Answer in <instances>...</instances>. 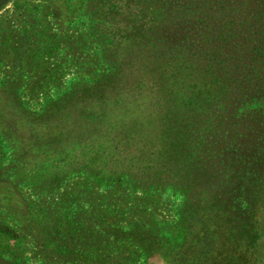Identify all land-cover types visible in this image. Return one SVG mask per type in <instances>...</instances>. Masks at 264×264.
<instances>
[{
    "label": "trees",
    "instance_id": "obj_1",
    "mask_svg": "<svg viewBox=\"0 0 264 264\" xmlns=\"http://www.w3.org/2000/svg\"><path fill=\"white\" fill-rule=\"evenodd\" d=\"M211 3L82 0L83 40L97 48L103 69L44 98L37 111L9 105L19 115L0 121V135L7 129L12 152H21L13 178L23 184L43 189L82 174L99 186L123 181L142 194H178L173 224L114 229L145 256L264 264V95L250 96L247 80L264 45L253 39L260 55L230 56L247 42L231 24L215 37L199 27ZM9 83L0 85L15 98ZM39 170L47 175L38 181ZM0 235L13 236L8 227Z\"/></svg>",
    "mask_w": 264,
    "mask_h": 264
},
{
    "label": "rangeland",
    "instance_id": "obj_2",
    "mask_svg": "<svg viewBox=\"0 0 264 264\" xmlns=\"http://www.w3.org/2000/svg\"><path fill=\"white\" fill-rule=\"evenodd\" d=\"M18 2H26V12L14 11L6 14L4 24L0 21V82L10 80L12 88L9 89L15 96L11 97L8 89L0 85L2 125L11 113L19 115L9 105L17 106L18 101L28 110L37 111L44 98L62 91L73 81L90 80L103 69L96 55L97 48L83 40L86 13H83L82 0ZM206 12L208 18L199 27L213 30L215 37L219 29L226 35L225 29L231 24L233 32L246 40L247 45H237L230 56L260 55L252 40H258L257 48L263 47L264 0H212ZM22 32L30 39H25ZM245 47L251 50L250 54L242 55ZM247 80L250 96L264 95V60H253ZM236 83L233 80L232 87ZM237 95L236 103L246 100L245 92ZM259 130L264 133L263 116ZM5 131V137L0 135V227H8L13 236L0 235L1 261L10 264H168L156 254L145 256L137 244L116 234L114 229L127 230L136 223L173 224L180 203L178 194L166 190L142 194L130 190L123 181L99 186L82 174L66 175L56 186L45 185L43 189L36 183L17 182L13 172L19 173L15 161L21 160V152H12L8 130ZM35 174L38 181L47 175L43 170Z\"/></svg>",
    "mask_w": 264,
    "mask_h": 264
},
{
    "label": "crops",
    "instance_id": "obj_3",
    "mask_svg": "<svg viewBox=\"0 0 264 264\" xmlns=\"http://www.w3.org/2000/svg\"><path fill=\"white\" fill-rule=\"evenodd\" d=\"M17 10H19L18 12H20L21 14H22L21 10H24L26 12V2H18V0H0V21H2V23L4 24L6 22L5 19L7 18L6 14H10V13L12 14L14 11ZM19 34L20 31L18 35ZM0 264H10V263L5 261L3 262L0 260Z\"/></svg>",
    "mask_w": 264,
    "mask_h": 264
}]
</instances>
